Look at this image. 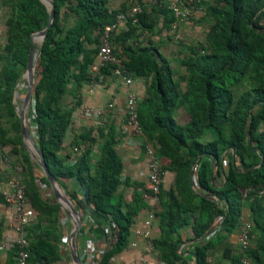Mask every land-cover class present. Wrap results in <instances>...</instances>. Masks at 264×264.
<instances>
[{"label": "trees", "instance_id": "trees-1", "mask_svg": "<svg viewBox=\"0 0 264 264\" xmlns=\"http://www.w3.org/2000/svg\"><path fill=\"white\" fill-rule=\"evenodd\" d=\"M51 1L53 18L35 63L29 112L32 131L28 124L27 128L47 170L73 202L80 218L86 212L104 218L108 235H114V240L107 242L94 264H108L126 246L133 218L145 206L144 185L127 177L119 179L121 163L113 148L115 135L110 124L97 130L101 141L93 164H89L88 147L80 149L72 163H65L57 152L71 111L81 103L79 86L90 77L87 67L94 59L97 36L124 7L109 10L107 0ZM1 3L9 7V14L4 21L5 56L0 68V144L11 145V150L13 147L25 171L21 174L25 196L35 210L32 219L38 229L29 228L32 220L24 227L28 242L26 264H52L60 255L55 239L61 235L58 223L64 213L57 203L41 194L38 183L48 186V182L43 174L34 176L27 152L20 141L8 135L2 113L4 105L12 119L9 126L19 132L13 90L25 67L29 35L46 25L48 11L40 0ZM63 6L74 16L69 25L60 22ZM207 13L212 20L206 33L209 49L192 50L180 60L186 73L183 90L173 79L170 62L153 43L122 49L123 67L133 77L148 80L146 96L138 100L136 107L141 133L157 157L167 159L165 165L160 164L161 170L171 171L174 176L173 185L160 187L157 195L159 236L152 245L163 264H218L207 260L216 246L222 247V257L236 264L241 255L231 254L224 239L236 228L240 207L246 205L251 226L259 234L242 254L253 264H264V235L260 233L264 212V129H259L264 123V0H213ZM137 24L151 27L143 13L137 15ZM121 32L118 37L126 38L131 30ZM85 43L91 47H85ZM101 71L106 73V68ZM245 77L251 78L253 84L234 96L232 87ZM68 84L74 107L64 108L61 99ZM179 107L187 115L183 124L173 117ZM73 140L79 145L92 142L93 137L85 131ZM220 171L222 180L215 183L213 172L219 176ZM69 179L76 181L80 197L74 190H67ZM120 185L132 187L128 201L117 190ZM187 226L191 237L185 240H197L179 250L184 242L179 230ZM81 231L80 226L78 232ZM205 233L209 234L200 239ZM11 252L14 256L13 247Z\"/></svg>", "mask_w": 264, "mask_h": 264}, {"label": "crops", "instance_id": "crops-1", "mask_svg": "<svg viewBox=\"0 0 264 264\" xmlns=\"http://www.w3.org/2000/svg\"><path fill=\"white\" fill-rule=\"evenodd\" d=\"M113 6L115 9L116 5L114 3ZM84 45L85 47H91L90 44L87 43ZM145 82L146 81L143 77H133L130 90L138 97V99L146 96V86L148 83ZM184 83L185 80L182 86L179 85L181 90L184 89ZM79 95L81 98V105L74 107L71 111L70 123L65 130L61 147L58 150L57 155L63 158L65 163H72L75 158V154L72 153L71 147L78 146L80 149L88 147L89 164H93L99 154L97 149L99 141L98 138L93 135V131H96L95 127L98 123L96 120H79L78 110L82 105L100 106L105 104L107 101L112 100L114 101V108L107 115L105 122H108V124H110L114 129L115 142L113 148L121 163L119 179L123 180L127 177L129 181L142 183L144 185L146 174V156L143 144L145 142V137L143 135H135L131 133L124 124L123 109L126 89L119 83V81L113 77L107 76L104 77L101 82L96 84H93L89 80L82 82L79 86ZM173 117L178 124H183L187 120V115L182 107H179L174 111ZM80 125L92 126L90 134V136L93 137L92 142H81L78 143L79 145L73 144V139L78 134H82L84 132L81 131L82 129H80ZM122 129H124L123 132L121 131ZM8 135L10 136V132H8ZM2 147L7 159L0 160V191L8 189L10 181H14L16 179L21 181V175L19 173L20 166L13 162L14 158L12 157V154L7 155V148H9L8 145H2ZM159 162L161 165H165L167 163V159L160 157ZM226 164L225 160L224 167H226ZM213 175L215 183L222 180L221 171L219 176L214 172ZM173 179L174 176L171 171L163 170L161 187L163 189L171 187L173 185ZM66 185L68 191L74 190L76 197H80L78 186L74 179L67 180ZM121 187H124L127 190V196L123 193V197L125 198V201H128L131 196L132 187L120 185L117 190L119 191ZM0 197L2 198L1 194ZM144 202L145 206L142 207L133 218L126 246L120 252L114 254L109 259L108 264H163L158 257L157 251L152 245L153 239H156L159 236L157 219L154 218L151 222L149 240H145L142 237H136L132 232L133 228L140 226L142 220L146 216L147 210L149 209L148 201L144 199ZM157 210H159V203L157 204ZM245 214L248 217L247 209L245 210ZM11 223L12 209L10 206L5 204L2 199L0 200V264H15V255L13 256L11 252V248L13 247L11 239H13L15 234L11 228ZM30 224L29 228L34 226L33 228L38 229L37 223L36 221H33V219ZM41 224L43 226L45 222H42ZM80 226L82 227V231L77 232L74 236L75 250L77 251L82 264H94L99 256L98 250L103 249L108 242L106 239L107 226L105 220L98 214L86 212L82 215V218H80ZM58 227L61 230V235L55 239V244L57 245L60 255L59 259L52 264H73L67 248V235L72 227V223L65 214L59 218ZM179 233L181 239L184 240V242L180 244L179 250L187 247L191 241H195L185 240L191 237L189 226L181 228ZM210 236L211 234L209 237ZM224 242L232 254L234 252V247L236 248L238 244L236 231L229 233L225 237ZM214 249L216 250L215 253H218L219 251V255L217 254L214 263L227 264L225 259L221 256L222 247L216 246ZM184 253L185 252H183V254ZM207 260L209 261V258H207Z\"/></svg>", "mask_w": 264, "mask_h": 264}, {"label": "built area", "instance_id": "built-area-1", "mask_svg": "<svg viewBox=\"0 0 264 264\" xmlns=\"http://www.w3.org/2000/svg\"><path fill=\"white\" fill-rule=\"evenodd\" d=\"M185 1L193 4L196 0ZM156 2V0H107L109 10L114 9L113 3L116 5V8H119L121 5H123L124 8L114 15L113 21L106 25L97 36L94 59L87 67L90 76L89 78H94L92 80L93 84L101 82L104 77L109 76L119 81V83L126 89L123 109L124 124L126 128L135 135H142L136 116V107L139 99L130 90L133 76L123 67L122 57L113 52L112 38L119 31L127 30L128 24L135 25L137 22V15L142 12L143 8L145 6L154 5ZM167 7L174 19L184 18L189 16L192 12V7H181L177 0H170ZM103 67L106 68V73L101 71ZM113 108L114 101L112 100L107 101L100 106L82 105L78 110V118L79 120L82 119L87 121L96 120L97 123L103 125L106 121L107 115L113 110ZM121 131L123 132L124 129ZM143 145L146 156V174L144 182L146 192L143 197L148 201L149 209L147 210L146 216L142 220L140 226L133 228L132 232L136 237H142L145 240H149L151 222L155 218V213L158 211L157 195L161 187L163 171L161 170L159 158L157 157L152 144L145 141ZM71 151L76 156V154L79 153L80 148L78 146H72ZM1 159L5 160L7 157L0 144V160ZM0 194L3 202L12 209L11 228L15 235L13 239H11V243L15 250V264H26L28 242L25 238L24 227L32 220L34 210L25 196L23 184L18 179L10 181L8 189L1 190ZM250 231V221H244L240 224L237 242L241 252L249 246ZM106 239L108 242L113 241L114 235L109 236L107 232ZM102 251L103 249H99L98 254H101ZM239 262L240 264H247V260L242 253L239 257Z\"/></svg>", "mask_w": 264, "mask_h": 264}, {"label": "rangeland", "instance_id": "rangeland-1", "mask_svg": "<svg viewBox=\"0 0 264 264\" xmlns=\"http://www.w3.org/2000/svg\"><path fill=\"white\" fill-rule=\"evenodd\" d=\"M1 1L2 0H0V65L3 64L4 56H5V50L3 49V45L6 43V33H5L6 28H5L4 21L8 17V14H9V7L7 5L2 4ZM125 1H128V0H125ZM156 1L157 2L154 5L145 6L141 12L144 14L147 23H149L151 27L146 28V27L140 26L139 24H137V22L135 25L129 24L127 26V29L131 30L129 36H127L126 38L124 36L119 38L118 35L122 33L121 32L122 30L113 36L112 38L113 51L118 56L123 57L124 55H123L122 49L125 48V46L137 47L147 42L153 43L157 47L158 51L164 57H166L167 60L170 62V65L173 70V75H172L173 79L176 80L180 86H182L185 80L186 73H185L184 66L181 64L180 60L189 56L192 50L207 51L209 49L206 43V33L212 23V20L209 14L207 13V6L212 5L213 0H196L195 2H193V4H190L189 2L185 0H177L181 7L182 6L184 8L192 7L191 9L192 12L190 13V15L184 18H180V19H174L173 17L169 18L170 10L168 9L167 6L170 0H156ZM44 5L47 10L48 5L46 4ZM162 10H165V11H162ZM72 20H74V16L70 13V11H68L67 6H63L61 8V13H60V22L64 25H69L72 22ZM40 44L41 43L39 40L33 44V54L35 58V63L38 57V50H39ZM35 69H36V65L34 67V72H35ZM71 71L73 72L74 69H71ZM23 72H24V69L21 70V72L19 73L16 79V82H15L14 90H13L12 104L14 105L16 115H17V112L19 111L22 98L26 90V81H25V77L23 76ZM93 79L94 78H89L88 80L92 82ZM144 79L146 82L148 81L146 78ZM252 84L253 82L251 78L249 77L243 78V80H241L237 85L232 87L233 95L236 96L240 91L248 88ZM69 90H70V84L67 85V91L64 94L63 98L61 99V105L64 108L74 107V106H71L72 99L69 95ZM31 100H32V96H31ZM79 105H81V103ZM31 110H32V101H31V105L29 109L25 113L26 124H28V128L32 131V122L30 121V117H29V112ZM2 113H3V118H4V126L7 129H9L10 137L12 138L13 141L15 142L20 141L21 143L20 132L14 130L12 127L9 126V123H11L12 119L8 118V112L4 105L2 106ZM107 124L108 122L107 123L105 122L103 125L98 123V125L95 127L96 131H93L94 137L98 138L99 142L101 141V139H99L97 135V130L100 128H103ZM79 127L80 129H82L81 131H84V132L89 131L91 134L92 126L80 125ZM259 129L260 130L264 129V123H260ZM10 146L11 145H8L9 148H7V153H8L7 155L12 154V157L14 158L13 162L18 164L17 155L16 153L13 152V147L11 150ZM30 162H31V165L33 166L34 176L39 177L42 174L41 170L38 168V166L34 163L32 159H30ZM20 169H21V171L19 172L20 175L22 173L24 174L25 171L22 168ZM38 185H39V190L41 194L43 195V197L49 199V201L51 202L52 201L54 202L50 186L49 185L44 186L39 183ZM119 192L120 194H122V196L124 194H126L127 196L128 194L127 190L124 187H121L119 189ZM63 193H64V190H63ZM262 204L264 205V194L262 196ZM244 209L245 210L247 209L246 205H242L240 207L239 221H238L236 228L234 229L237 235L239 232L240 224L244 221H250L249 212H248V217H247ZM260 221H261V227L263 229V231L260 233L264 235V212L262 214ZM251 229L252 230L250 234L249 245H253L255 241V237L257 236V234H259V231L253 225L251 226ZM233 251H234L232 253L233 255L237 253L241 255V253H243L241 252L238 244L236 248L234 247ZM215 252L216 250L214 249L208 253V258L211 263L215 262L217 254L219 253V251L218 253H215ZM245 258L247 260V264H253L250 261V259H248L247 257ZM224 259L227 262V264H230L229 259L227 258H224ZM236 264H240V262L238 261V263Z\"/></svg>", "mask_w": 264, "mask_h": 264}, {"label": "water", "instance_id": "water-1", "mask_svg": "<svg viewBox=\"0 0 264 264\" xmlns=\"http://www.w3.org/2000/svg\"><path fill=\"white\" fill-rule=\"evenodd\" d=\"M43 4L48 5V19L46 25L38 30L30 33L29 35V47L25 62V68L23 72V76L25 77L26 81V90L24 92L22 102L17 112V118L19 122V132L21 137V145L22 148L27 152L30 159L34 161V163L38 166L41 170L43 176L46 178L48 185L50 186L52 196L54 202L58 204L60 210L69 218L72 223V227L68 232L67 235V248L69 252V256L73 264H82L81 260L75 250L74 246V236L77 234L78 229L80 227V216L78 211L75 209L72 202L64 195L63 189L60 184L52 177V175L47 170L45 163L43 161L42 155L38 148L36 147L26 124L25 113L29 109L31 105V92L33 88L34 82V67H35V60L32 61V53H33V39L35 37L39 38V41L43 40V37L46 33V30L50 26V23L53 18V3L51 0H40ZM192 185V183L190 182ZM209 233H205L200 239L206 237ZM198 239V240H200ZM197 240V239H194Z\"/></svg>", "mask_w": 264, "mask_h": 264}, {"label": "bare ground", "instance_id": "bare-ground-1", "mask_svg": "<svg viewBox=\"0 0 264 264\" xmlns=\"http://www.w3.org/2000/svg\"><path fill=\"white\" fill-rule=\"evenodd\" d=\"M39 40V38L38 37H35L34 39H33V44L36 42V41H38ZM34 60H35V58H34V54L32 53V61L34 62ZM22 82V81H21ZM17 98V97H16Z\"/></svg>", "mask_w": 264, "mask_h": 264}]
</instances>
